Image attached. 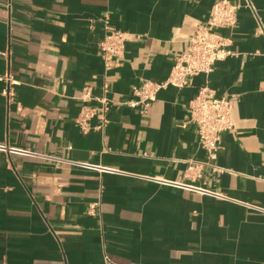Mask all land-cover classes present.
<instances>
[{
	"label": "crops",
	"instance_id": "1",
	"mask_svg": "<svg viewBox=\"0 0 264 264\" xmlns=\"http://www.w3.org/2000/svg\"><path fill=\"white\" fill-rule=\"evenodd\" d=\"M218 1L0 0V145L25 154L0 152V264H264V0H227L232 54L211 74L161 90L144 115L113 105L100 130V116L76 124L105 77L119 102L164 82ZM109 29L125 50L106 69ZM202 88L235 96L221 172L188 170L207 159L187 112Z\"/></svg>",
	"mask_w": 264,
	"mask_h": 264
},
{
	"label": "built area",
	"instance_id": "2",
	"mask_svg": "<svg viewBox=\"0 0 264 264\" xmlns=\"http://www.w3.org/2000/svg\"><path fill=\"white\" fill-rule=\"evenodd\" d=\"M250 6V4H248ZM237 7L227 0L216 2L209 12L207 20L203 24L196 25L189 39L186 42L185 49L182 53L172 58V68L168 78L161 83L152 81L144 82L140 87L131 90L133 100L127 102L114 101L108 97L109 84L105 77L102 84V96L96 99L95 108H82L80 116L76 120L77 126L83 133L88 132L91 128L88 120L94 116L102 118V126L95 128L100 130L105 125L103 117L113 105L126 106L130 109H137L140 114H146L149 107L156 100L157 94L167 87L177 89L185 88L190 80L197 75H209L213 72L214 65L231 56L229 50L230 40L221 35L220 31L232 29L236 22ZM98 48L101 58L106 69L110 68L112 61L120 58L125 50V34L109 29L103 40L99 42ZM81 100L91 99L90 89L85 88L81 92ZM3 95L6 101L10 103L14 94L11 89H5ZM235 96L216 97L213 92L207 88H202L197 95L188 104V122L196 128L198 146L207 154L205 162L193 163L189 171L209 167L216 172L222 170L215 167L222 134L232 131L233 120L232 102ZM0 152L6 154L25 155L24 152L0 145ZM52 159L63 165L74 167H87L77 162H71L62 159L41 157ZM92 211V212H91ZM94 206L90 207V213L93 214ZM103 264H111L108 256L103 257Z\"/></svg>",
	"mask_w": 264,
	"mask_h": 264
}]
</instances>
